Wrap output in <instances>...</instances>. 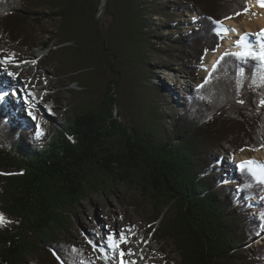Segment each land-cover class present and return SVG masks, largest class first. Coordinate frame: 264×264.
Listing matches in <instances>:
<instances>
[{
  "label": "trees",
  "instance_id": "1",
  "mask_svg": "<svg viewBox=\"0 0 264 264\" xmlns=\"http://www.w3.org/2000/svg\"><path fill=\"white\" fill-rule=\"evenodd\" d=\"M101 3L0 0V44L36 48L28 21L41 17L40 26L46 15L35 10L43 7L58 24V44L43 30L42 50L63 75L72 64L71 80L84 94L97 87L86 82V71L106 82L72 122L57 115L58 100L46 102V115L33 114L36 129L27 118L11 122L0 96V264H91L68 234L81 200L118 185L131 186L152 208L146 235L170 242L175 264H264V181L246 166L235 170L232 184L210 172L211 152L220 155L221 143L231 146V163L243 150L264 149V59L222 55L179 111L165 104L150 77V56L158 52L197 84L205 57L220 45L219 25L248 3L104 0L97 17ZM179 12L192 16L188 28H181ZM134 201L131 208H144Z\"/></svg>",
  "mask_w": 264,
  "mask_h": 264
},
{
  "label": "rangeland",
  "instance_id": "2",
  "mask_svg": "<svg viewBox=\"0 0 264 264\" xmlns=\"http://www.w3.org/2000/svg\"><path fill=\"white\" fill-rule=\"evenodd\" d=\"M252 1L253 0H246L248 3L246 12L239 14L231 20H238V22H240L246 15L251 14L250 7ZM102 3L104 4V0H102ZM103 7L99 8L97 17L103 12ZM35 12H38L41 16L42 14L46 15L40 26H37V19H40L41 17L32 16L28 21L29 26L27 30L30 31V37L35 39L36 42L34 46H36V48H33L31 45L23 46L9 42L0 44V64L2 63L1 59L12 57L13 55L22 57V54H26L27 58L20 61L21 63L16 62L6 64L13 66H18L20 64L29 65L28 71L30 75L28 74L25 77V83H28L30 79L33 78L32 74L34 72H39L36 76V80H39L40 82V89L50 83V86L45 90L36 91V89L33 88L31 90V95H28L25 92L23 86L22 88H18V91L16 90L15 93V90H11L10 88L7 89L6 87L11 80L9 72H7L6 69H0V76L4 78V81L6 82L0 87V96L4 99L6 105L9 106L6 107L7 110L11 111L8 113L10 115L9 119L11 122H22L27 118L33 129H36V127L39 126V119L33 114L35 113L38 116L46 115V102H49L50 100H58V103H56L58 105L56 106L57 115L68 118L69 122H72L74 113H76L82 105H85V107H87L86 105L92 106L93 102L97 101L102 93L106 91V82H102L101 84L93 76L89 75L91 72L90 70L85 72L88 73V75L85 76L86 82L97 86L95 90L90 92V95L87 93L84 94L81 88L77 85V82L71 80L72 77L70 74L73 71V69L71 70L72 64H70L69 69L67 67L65 68L66 74L63 75L65 71L61 69L58 61L49 57L47 51L42 50L43 44L47 41L46 36L43 34V30L47 31V33L50 32V36L54 37L50 43L52 46H57L56 29L58 28V24L54 20L49 19V13L43 7L36 9ZM179 14L180 18L178 19V22L181 24V28H188V25H190L189 23L192 22V16L185 13L181 14L180 12ZM155 21L160 22L161 19L157 18ZM223 23H221L218 28V32L221 36L220 45L224 42L223 35L220 31ZM164 35H167V33H164ZM160 47L165 50V47ZM6 48L8 49L7 51H5ZM54 48L55 47H53V49ZM3 51H5V53H3ZM219 51L220 48L217 49L215 53H210L205 57L204 65L199 72L200 78L197 84H195L196 82L193 83L192 74L188 71L181 70L179 65H168L165 60L166 56H163V54L154 52L150 56V77L152 76L153 79L155 78L154 81L152 80V83L158 85L157 89L166 97L165 104L169 105L168 107L176 108L177 111L182 109L183 100L186 94L194 90L200 81L209 76L210 73L208 74V72L212 69L210 68L212 60L217 54H220ZM8 52H11V55H8ZM254 53L260 57L258 52L255 51ZM38 61L41 62L40 67L35 64ZM164 64H166V66ZM148 86H151V84ZM116 91L117 90L114 89V92ZM119 91L123 94L124 90L122 85H120ZM12 92L14 94L11 95ZM15 101L18 102V110L20 109L18 113L11 109V105L13 102L15 103ZM119 101L123 102L124 98H119ZM130 101L132 102L133 100L130 99ZM134 103L132 104V107ZM159 107L160 111L164 113L166 112L164 106ZM119 109L121 110L122 115L125 116L124 107H118V111ZM27 114H30V116ZM115 114L118 115L116 110L114 111V115ZM48 122L53 123L52 120H48ZM220 148V155L211 152L210 156L212 157V160H214L213 167L215 168V172L213 170H210V172L220 174L223 177V182L225 184H232L238 179L236 175H234V171L243 166L242 164L239 165L237 163L238 156L250 155L254 153V151H241L235 156L233 163H231L229 159L232 154L231 146L221 143ZM262 195L264 196V191ZM137 198V192H135L131 186L118 185L112 190L90 195L89 200L80 201L76 220H73V229L68 235H70L69 238L78 241V244L82 246L91 264H106L104 260H107L108 257L111 258L113 253H116L117 247L119 246H124L127 252L132 255L138 254L137 250H145L146 245L151 252L149 257L154 259L157 264H175L179 261L175 248L170 242H164L158 237H147L146 233L149 229V224L152 219L151 214L153 211L150 206L141 203L143 202V199L139 202ZM252 198L254 197L252 196ZM134 199H136L139 204L141 203L140 205H142V207L144 206V208L139 209L138 211L133 207L131 208L130 205L138 207V205H135ZM76 222L78 223L79 228H75L77 224ZM121 226L123 227L121 228ZM122 236L125 239H129V245L121 241ZM108 239H111L115 244L109 245ZM140 239L142 242L138 245ZM257 243L261 244L259 240ZM154 253H156V255H154ZM139 264L146 263L141 261Z\"/></svg>",
  "mask_w": 264,
  "mask_h": 264
},
{
  "label": "bare ground",
  "instance_id": "3",
  "mask_svg": "<svg viewBox=\"0 0 264 264\" xmlns=\"http://www.w3.org/2000/svg\"><path fill=\"white\" fill-rule=\"evenodd\" d=\"M251 14L246 15L240 22L238 20H231L228 19L222 24L220 29L224 42L220 45V54H217L213 60L215 62L219 55H223L227 52H235V53H248L250 50L256 51L259 54L264 53V7L260 6L259 0H253L251 3ZM8 49L6 48L5 51ZM3 51V53H5ZM11 55V52H8V55ZM23 56L13 55L12 57L1 59L2 63L0 64V69L7 70V72L12 73L9 75L11 80L7 84V89L10 88L11 90L18 91V88L25 89V92L28 95H31V90L34 88L36 91L45 90L50 86V83L45 85L43 88L40 89V82L36 80V76L39 72H34L33 78L30 79L28 83H25V77L30 73L28 71L29 65H7L6 63H21L20 61L27 58L26 54H22ZM35 58V57H34ZM33 58V60H34ZM41 62H36L35 64L40 67ZM6 65V66H4ZM6 82L4 78L0 76V87L3 86ZM14 94L13 92L11 95ZM12 97V96H11ZM21 101V100H20ZM17 103L13 102L11 105V109L18 113ZM9 107V106H7ZM10 111V110H9ZM8 111V113H9ZM11 112V111H10ZM237 163L239 165H248L251 166L256 172L260 179H264V150L254 152L250 155H242L238 156ZM264 199V198H263ZM121 215V214H120ZM119 215V216H120ZM123 226H121L122 228ZM126 244H130L129 239H126ZM142 240L140 239L139 244H141ZM138 254L130 255L124 246L117 247L116 253H113L112 257H108L107 260H104L106 264H139L141 261L145 262L146 264H157L154 259L149 257L151 254L149 247L146 245L145 250H137ZM156 255V253H154ZM122 261V262H121Z\"/></svg>",
  "mask_w": 264,
  "mask_h": 264
},
{
  "label": "snow or ice",
  "instance_id": "4",
  "mask_svg": "<svg viewBox=\"0 0 264 264\" xmlns=\"http://www.w3.org/2000/svg\"><path fill=\"white\" fill-rule=\"evenodd\" d=\"M259 3H260V6L261 7H264V0H259ZM240 55H244V53H241ZM260 58L261 59H264V53H261L260 54ZM9 75H12V73H9ZM3 222H4V218L2 216H0V223H3ZM121 241L123 243H126L127 242V240L123 236L121 237Z\"/></svg>",
  "mask_w": 264,
  "mask_h": 264
},
{
  "label": "water",
  "instance_id": "5",
  "mask_svg": "<svg viewBox=\"0 0 264 264\" xmlns=\"http://www.w3.org/2000/svg\"><path fill=\"white\" fill-rule=\"evenodd\" d=\"M103 5H104V4L102 3V4L100 5V8L103 7Z\"/></svg>",
  "mask_w": 264,
  "mask_h": 264
}]
</instances>
